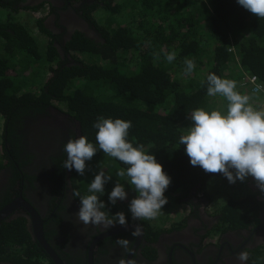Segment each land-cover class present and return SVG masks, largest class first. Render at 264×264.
<instances>
[{
  "label": "trees",
  "instance_id": "trees-1",
  "mask_svg": "<svg viewBox=\"0 0 264 264\" xmlns=\"http://www.w3.org/2000/svg\"><path fill=\"white\" fill-rule=\"evenodd\" d=\"M8 1L0 0V8L27 12L28 8L18 10ZM94 1L89 12L101 11L105 17L101 26L93 20L103 43L79 41L77 54L82 58L76 59V65L70 69L61 67L51 42L46 49H40L38 36L48 35L40 21L37 20L36 36L30 27L15 23L14 18L0 25V29L9 28L15 35L18 31V38L1 35L0 111L8 107V118L14 107L29 103L36 108H47L57 102L64 115L79 123L80 136L87 137L96 146L97 153L91 161H86L84 176L71 170V183L74 191L85 195L89 183L101 169L111 175L112 180L105 184V192L100 196L106 204L103 211L109 217L123 211L127 221H131L128 204L136 193L126 177L116 176L118 169L127 166L99 149L95 140L97 129L93 127L98 117L131 121L128 140L134 146L143 144L171 177L164 193L168 203L162 214L168 212L170 201L178 195L186 197L198 185H201L200 191L217 180L231 185L221 174L205 173L199 166H192L179 138L191 125L189 116L194 109L226 111V99L207 95L210 73L236 81L237 91L247 86L243 83L245 76L255 77L262 91L253 94L249 90V94L263 105L264 19L240 6L237 0ZM30 11L33 16L38 14L37 7ZM98 18L101 20L102 16ZM173 51L176 58L169 63L165 54ZM185 58L193 59L196 65L190 75L185 74ZM41 63L49 67L47 82L40 85V94L31 103L29 99L19 105L16 97L31 83L33 67ZM15 81H21L20 85L16 86ZM5 157L6 154L2 159ZM116 181L125 186L128 199L123 203L117 201L113 206L108 195ZM259 196L262 200H258ZM263 205L264 194L260 193L239 201L227 200L218 212L222 223L229 226L232 222L247 220L250 214L253 217V210L256 217V210ZM161 213L159 220L165 224L166 218ZM16 223L19 235L5 232L0 238V261L13 256L16 264H27L25 259L42 264L38 261L45 255L23 232L20 221Z\"/></svg>",
  "mask_w": 264,
  "mask_h": 264
},
{
  "label": "flooded vegetation",
  "instance_id": "flooded-vegetation-1",
  "mask_svg": "<svg viewBox=\"0 0 264 264\" xmlns=\"http://www.w3.org/2000/svg\"><path fill=\"white\" fill-rule=\"evenodd\" d=\"M10 3L18 10L28 8L29 14L32 8L37 7L38 12L45 8L44 16L38 21L48 35L40 34L48 44L52 43L62 68L76 65L79 41L103 43L89 12L94 0H10ZM1 35L18 38V31L15 35L9 28H1L0 41ZM26 105L14 107L8 118V107L0 111L6 117L2 158L5 154L6 157L0 158V212L21 202L0 221V238L5 232L18 233L16 222L20 221L23 232L37 244L32 235V218L26 211L28 206L39 216L45 240L63 264H89L90 257L91 264H118L120 259L132 264H241L237 254L242 250L249 252L247 264L254 261L264 264V205L256 210V217L253 210L254 218L250 214L245 221L224 225L218 210H211L210 197L205 190L200 191L201 185L184 197L188 211L178 220L159 228L129 220L128 226H141L139 237L131 235L133 230L112 234L114 229L123 227L119 224L109 229L80 224L75 216L80 201L73 194L72 171L63 168L67 157L64 145L70 138L80 137V130L72 118L54 105L47 108ZM117 238L128 239V247L117 245ZM41 251L45 258L33 260L52 264ZM16 262L13 256L3 257L0 264Z\"/></svg>",
  "mask_w": 264,
  "mask_h": 264
},
{
  "label": "clouds",
  "instance_id": "clouds-1",
  "mask_svg": "<svg viewBox=\"0 0 264 264\" xmlns=\"http://www.w3.org/2000/svg\"><path fill=\"white\" fill-rule=\"evenodd\" d=\"M237 2L256 17L264 19V0ZM165 55L169 63L176 58L175 51ZM184 63L185 74L190 75L195 69V62L185 58ZM244 84L251 92L250 84ZM236 89V81L221 78L215 73L208 74L207 95H219L226 99V111L220 108L194 109L189 116L192 123L182 131L179 143L184 146L192 166H199L205 173L221 174L229 184L244 182L251 177L258 190L264 194V107H254L250 103V96ZM93 127L97 129L95 140L99 149L127 166L126 169H118L116 176L126 177L136 193L128 204L132 220L156 219L168 203L164 193L171 183V177L143 144L134 146L128 140L131 121L98 117ZM63 150L67 154L63 168L69 171L75 169L80 176L85 175L86 161H91L97 153L96 146L83 135L76 139L70 138ZM111 180L112 176L106 175L101 169L89 183L88 194L81 195L79 191H74V196L80 201L79 211L75 216L83 226L109 229L119 224L127 228L128 221L123 211H118L111 217L103 211L106 204L100 196L105 192V184ZM127 199L125 186L116 181L108 195L109 202L114 206L117 201ZM131 235H142L139 224L135 225ZM116 244L126 249L129 240L117 238ZM237 259L241 264H247L249 252L240 251ZM118 264H132V261L120 259Z\"/></svg>",
  "mask_w": 264,
  "mask_h": 264
},
{
  "label": "rangeland",
  "instance_id": "rangeland-1",
  "mask_svg": "<svg viewBox=\"0 0 264 264\" xmlns=\"http://www.w3.org/2000/svg\"><path fill=\"white\" fill-rule=\"evenodd\" d=\"M43 12H38L36 16H33L32 14H29L23 10L17 11V12H11L9 10H4L0 8V18H3L2 21H0V24H6L7 22L11 21V18H14L13 21L15 23H21L22 25H26L30 27V29L33 31L34 36H36V28H37V20L39 18H42L44 16V10L45 8H42ZM19 12V15H18ZM18 15V16H17ZM98 15L102 16L101 20L98 18ZM92 19L101 26L103 23L105 17L102 14L101 11H94L91 13ZM39 34V33H38ZM38 45L40 49H46L48 45V40L44 39L41 37V35L38 36ZM1 43V41H0ZM77 56V60H81L80 55H75ZM43 59H45V55L42 56ZM19 62L21 61V58L16 59ZM83 59L82 61H84ZM88 62V60H86ZM46 64H38L35 65L32 69V76L29 78V81L31 83L27 84L26 86L23 87V89L20 91L16 99L18 100V104L20 105L21 102H27L30 98H37L40 90V85H44L47 80H48V75H49V67L48 65L45 66ZM14 82V78H13ZM21 81H15V85L19 86ZM32 91V94H31ZM240 93L246 94L250 96V103L256 107V108H261L264 107V102L263 105L259 100H255L254 98L251 97L249 94V88L244 85V87L241 86ZM253 93V92H252ZM256 94V93H253ZM54 107L57 108L59 112H63L60 109V106L58 103H53ZM6 118L2 117L0 115V158H2L4 154V149H3V132H4V124H5ZM246 181V183H244ZM244 182L237 181L235 184L227 185L224 184L223 182L220 181H212L209 185L206 186L205 192L207 195L210 197L211 200V210L216 211L219 210L220 208L225 206V202L227 200H232V201H239L242 200L244 197H253L256 194H260L261 192L258 190L256 187V182L251 178L248 177ZM181 198V199H180ZM258 200H262V197L259 196ZM126 202V201H122ZM127 204V203H126ZM188 211V206L186 202L184 201V197L182 195H179L177 199H174L170 201V208L168 212L162 214L164 218H166V222L164 224V221L159 220L160 216H158L154 220H148V225H152L154 228H159L161 225L165 226L167 222L173 221V220H178L182 215L186 214ZM161 223V224H160Z\"/></svg>",
  "mask_w": 264,
  "mask_h": 264
},
{
  "label": "water",
  "instance_id": "water-1",
  "mask_svg": "<svg viewBox=\"0 0 264 264\" xmlns=\"http://www.w3.org/2000/svg\"><path fill=\"white\" fill-rule=\"evenodd\" d=\"M74 124L77 126L78 130H80V124L74 121ZM18 204H21V202H16L8 206L4 211L0 212V221L5 219L16 207ZM26 211L29 213V215L32 218V235L34 237V240L37 242V244L41 247L43 252L48 256V258L51 260L52 264H63L60 260V258L56 255V253L53 251V249L50 247V245L45 240L44 236V229L42 222L39 218V216L34 212V210L31 207L26 206ZM135 226H127V228L118 227L112 231V234H117L121 232H128L132 231ZM89 264H91V257L89 259Z\"/></svg>",
  "mask_w": 264,
  "mask_h": 264
},
{
  "label": "built area",
  "instance_id": "built-area-1",
  "mask_svg": "<svg viewBox=\"0 0 264 264\" xmlns=\"http://www.w3.org/2000/svg\"><path fill=\"white\" fill-rule=\"evenodd\" d=\"M244 83L250 84L251 86V92L253 93H260L262 91L261 86L257 83L255 77L245 76L243 79Z\"/></svg>",
  "mask_w": 264,
  "mask_h": 264
}]
</instances>
